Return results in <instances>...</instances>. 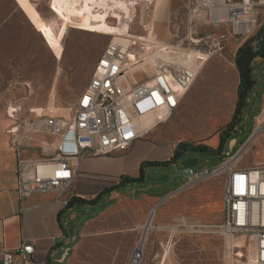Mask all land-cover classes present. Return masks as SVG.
I'll use <instances>...</instances> for the list:
<instances>
[{
    "label": "rangeland",
    "instance_id": "obj_1",
    "mask_svg": "<svg viewBox=\"0 0 264 264\" xmlns=\"http://www.w3.org/2000/svg\"><path fill=\"white\" fill-rule=\"evenodd\" d=\"M53 1L0 0V96L3 97V105L6 108L8 106L11 109V100L17 101L20 127L32 128L29 133H35L32 137L39 140L36 143L47 148L51 153L49 156L55 154L59 145L61 134L58 129L73 118L79 96L91 79L97 60L115 38L109 33L73 27L53 7ZM123 1L133 2L131 17H126L127 20H133L130 22L132 32L154 33L159 35L161 40L149 44L142 42L148 49H143L138 63L145 61L149 53L161 54L165 46L162 43L168 44L169 47L174 45L173 49L179 48L209 56L207 61L195 59L189 63L193 71L198 70L194 76V79L198 78L195 94L203 85V80L208 78L204 93L210 99L211 111L214 109L217 117L223 120L215 130H226L231 122L226 125L225 119L230 117L232 112H229L223 103L219 104L220 95H228L226 91L221 93L220 89L226 88L227 79L230 83L233 80L237 84L236 52L247 41L255 39L264 26V8L260 10L261 14L253 33L249 36H237L233 34L231 24L209 21L211 13L205 8L199 9L192 18L189 6L193 0ZM109 2L114 4L113 1ZM103 10L104 7L94 9L95 13ZM108 11V22L118 25L119 18L113 11L120 14L124 12L116 5ZM189 31H192L193 40L187 39L183 44L179 43ZM222 33H226L228 39L223 42V46H219L216 40ZM253 43L257 44V41L253 40ZM143 64L151 70L149 73L145 70L134 71L135 68L130 72L129 66L126 67L124 74L127 71L128 74L123 76V80L127 86L149 80L154 75L153 64L156 63L147 59ZM262 64L264 60L253 65ZM228 90L230 95V86ZM250 101L246 109H242L238 115L233 128L236 131L233 139L238 140L237 148L230 154H227L225 149L221 150L222 157L198 153V167L213 169L233 156L234 159H240V166L264 163V83H259L254 88ZM50 106L54 108L51 109ZM35 107H44L47 111L38 114L34 111ZM66 110H69V117L64 116ZM177 120L178 116L175 114L169 124ZM25 121L31 122L32 125H25ZM230 141L226 139V143ZM185 142L199 145V140L195 139ZM182 167L181 163L179 169ZM151 173L168 181L162 193L174 189L179 184L177 175L182 176L178 168L172 165L165 168L154 167ZM204 183H213L218 194L219 190L223 191L224 176L212 174L193 185H184L167 201L163 211L154 215V225L161 219L170 224L171 230L163 234V237L174 241L169 250L174 256V264H256L248 250V235L239 233L232 236L223 229L224 220L215 194L209 201L203 202L201 189ZM154 210L156 212V209ZM143 238L145 239V236ZM141 244L143 240L138 244L137 250L145 255ZM166 248L167 246L162 251L165 252Z\"/></svg>",
    "mask_w": 264,
    "mask_h": 264
},
{
    "label": "crops",
    "instance_id": "obj_2",
    "mask_svg": "<svg viewBox=\"0 0 264 264\" xmlns=\"http://www.w3.org/2000/svg\"><path fill=\"white\" fill-rule=\"evenodd\" d=\"M262 62L263 59L257 57L253 64ZM197 73L195 70V75ZM253 73L263 80L264 64L254 66ZM197 83L196 77L180 95L178 107L142 129V135L126 151L112 154L84 152L78 158L77 175L70 190V200L75 199L69 206L53 189L20 197L19 158H43L51 153L44 145L36 143L39 140L32 137L35 133H29L32 128L19 126L20 116L12 118L0 96V264L3 252L18 249L22 242L35 245L36 257L43 264H131L132 254L142 240L145 255L141 264H174V256L169 251L174 241L163 237L171 230L170 224L161 219L155 225L151 222L150 226L149 217L154 209L156 213L162 212L167 201L185 185L184 166L181 170L179 167L184 159L198 157V153H185L173 162L167 161L174 156L178 144L188 139L218 149L223 130H215L223 120L217 117L214 109L211 111L210 99L204 93L208 78L195 94ZM239 83L238 73L237 84L227 79L226 88L220 89L228 95H220L219 104L223 103L232 112L225 119L226 125L235 112ZM13 102L17 103L16 100L9 103ZM175 114L178 120L169 124ZM160 118L163 120L159 121ZM212 118L215 119L211 121ZM12 129L17 132L13 134ZM237 142V139H231L222 150L230 154L237 148ZM217 155L221 156L220 152ZM170 165L176 166L182 176L177 175L179 184L174 189L162 193L168 181L152 175L151 170ZM123 176L133 180L98 197L107 188L119 185ZM201 190L203 202L215 194L224 220V187L217 194L213 183H204Z\"/></svg>",
    "mask_w": 264,
    "mask_h": 264
},
{
    "label": "built area",
    "instance_id": "obj_3",
    "mask_svg": "<svg viewBox=\"0 0 264 264\" xmlns=\"http://www.w3.org/2000/svg\"><path fill=\"white\" fill-rule=\"evenodd\" d=\"M201 8L211 13L209 21L231 24L234 35L249 36L257 27L264 0H193L189 6L191 17ZM191 36L192 31H189L179 43L193 40ZM227 39L226 33L220 34L216 40L217 45L223 46ZM162 44L165 45L164 51L171 49L168 44ZM144 48L145 45L133 37L128 42L113 40L105 47L91 79L79 96L73 118L58 129L61 139L55 154L43 158H19L17 175L20 197L53 189L68 204L77 175L78 158L84 152H124L142 135L134 123L135 117L159 107L167 108L170 114L178 107L180 95L190 87L194 79L190 65L178 58L161 59L151 80L133 86L124 83V71L131 56L139 61ZM176 53L185 60L188 58L185 50L179 49ZM170 77L180 83L181 89L176 90L171 86ZM8 109L11 117L18 119V103L13 102L11 109ZM24 123L32 125L29 121ZM11 131L13 134L17 132L16 129ZM12 140L17 143L15 138ZM234 157L213 169L184 166L185 185H193L212 174H222L223 229L232 236L239 233L248 235L251 258L256 264H264V163L240 166V159ZM143 256V252L136 249L130 263L139 264ZM2 264L43 262L37 259L34 244L22 242L18 249L3 252Z\"/></svg>",
    "mask_w": 264,
    "mask_h": 264
},
{
    "label": "bare ground",
    "instance_id": "obj_4",
    "mask_svg": "<svg viewBox=\"0 0 264 264\" xmlns=\"http://www.w3.org/2000/svg\"><path fill=\"white\" fill-rule=\"evenodd\" d=\"M109 1H113L114 4L112 5ZM132 4L133 2L127 3L126 1L123 0H54L53 1V7L64 17L67 23H71L73 27L88 31H93V32L109 33L115 36L114 41H119V42H128L129 38L131 37L139 39L140 42L146 44H149L150 42L161 41L159 35H155L154 33L151 34L150 32H148L145 34H140V33L132 32L130 22L133 20L132 19L127 20L126 18V17L128 18L131 17L132 8L134 9V6ZM115 5L120 7L121 10L124 12V14L122 13L123 14L122 15L120 13L113 11V14H115L119 18L118 25L110 24L107 19L109 15L108 13L110 12L108 10L114 8ZM98 7L99 8L104 7V10L95 13L94 9ZM145 48L148 49L147 45H145ZM168 48L171 49L166 50L161 54L150 55L149 53V56L146 57V60L148 59V61L151 60L153 63H156L153 64L155 69L154 72H156L157 67L160 65L161 59L172 60L178 58V60H180L181 62H185L188 65H190L189 63L193 62L196 58L199 59L200 57L203 58L200 60H206V61L209 60V56H207L204 53H198V52H194V53L188 52V56H187L188 58L185 60L176 53V51H178L179 48L173 49V47H169V46ZM146 60L141 63H138V61L134 60V58L131 56L130 61L128 63V66L130 68L129 71L131 72L132 68H135L134 71L145 70L146 72L149 73L151 70H148L143 64L146 62ZM127 74L128 71L123 76ZM194 75H195V70H194ZM149 80H151V77L149 78ZM169 82L171 83V86L174 89L176 90L181 89L180 83L175 79H173L172 77H170ZM52 96H54V93ZM50 108L53 109L54 107L50 106ZM34 111L40 114V113H46L47 109H45L44 107H35ZM167 113H168L167 108L159 107L145 115L135 117L134 123L136 125L137 130L140 131L145 127H148L151 124H153L157 118L167 116L166 115ZM64 116L69 117V110L68 111L66 110V115ZM59 122L63 123V121L61 120H59ZM136 122L139 123L138 126ZM155 213L156 212L154 210L151 214L150 221L148 223V225L150 226H151V222H153Z\"/></svg>",
    "mask_w": 264,
    "mask_h": 264
},
{
    "label": "trees",
    "instance_id": "obj_5",
    "mask_svg": "<svg viewBox=\"0 0 264 264\" xmlns=\"http://www.w3.org/2000/svg\"><path fill=\"white\" fill-rule=\"evenodd\" d=\"M257 41V44L253 43ZM252 41H247L242 47H240L235 56L236 67L240 76V83L238 87V99L236 103L235 113L233 119L230 124H228V128L223 130L221 133V143L218 149H213L207 145H194L190 142H181L178 144L174 156L167 162H173L177 160L182 154H196V153H209L213 155L219 154V152L224 148L226 144V139L231 140L235 138L236 131L233 130L235 124L237 123V117L241 113L242 109H246L247 105L250 101V95L252 94L254 88L259 85V83H264V79H257V76L254 75V65L253 62L257 57H261L264 60V26L255 36V39ZM248 101V102H247ZM242 131H245L242 129ZM226 136V137H225ZM250 136V131L248 137ZM222 157V156H221ZM149 163V162H146ZM133 178L128 176L122 177V182L119 185L111 186L104 190L98 197L102 194L107 193L110 190L118 189L120 185L125 181H132ZM75 198H72L68 206L72 203ZM86 201V200H83ZM89 203L90 201H86Z\"/></svg>",
    "mask_w": 264,
    "mask_h": 264
},
{
    "label": "water",
    "instance_id": "obj_6",
    "mask_svg": "<svg viewBox=\"0 0 264 264\" xmlns=\"http://www.w3.org/2000/svg\"><path fill=\"white\" fill-rule=\"evenodd\" d=\"M250 138V137H249ZM198 157H188L182 161L183 166H192L195 167L198 164Z\"/></svg>",
    "mask_w": 264,
    "mask_h": 264
}]
</instances>
